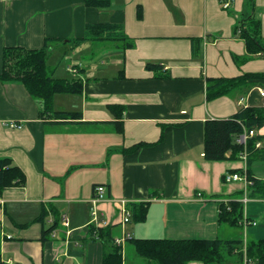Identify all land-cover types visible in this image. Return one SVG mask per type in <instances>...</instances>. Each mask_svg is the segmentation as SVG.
<instances>
[{"label":"crops","instance_id":"1","mask_svg":"<svg viewBox=\"0 0 264 264\" xmlns=\"http://www.w3.org/2000/svg\"><path fill=\"white\" fill-rule=\"evenodd\" d=\"M249 13L260 18L264 36V0H236L232 10L219 0H113L104 9L84 0H0V72L6 47L48 44L55 75L83 83L81 93L54 99L55 110L80 118L58 121L41 116L42 102L21 81L0 79V158H11L27 178L0 196L6 264H102L114 238L125 233L131 239L243 238L244 250L248 240L264 239V197L252 196L245 180L226 181L246 171L247 160L204 155L207 119L264 106V81L215 98L207 92L210 78L264 72V55L236 61L247 55L236 27ZM99 23L115 25L134 46L96 39ZM63 56L66 68L59 70ZM257 133L264 135V127ZM257 164L264 168V160L252 163L264 180ZM98 185L106 187L97 207L106 220L100 228L111 229L113 241L93 231ZM232 200L245 207L238 226L219 221L221 204ZM125 211L130 219L123 223ZM131 239L121 246L124 264H157L132 250ZM224 264L248 262L232 253Z\"/></svg>","mask_w":264,"mask_h":264},{"label":"trees","instance_id":"2","mask_svg":"<svg viewBox=\"0 0 264 264\" xmlns=\"http://www.w3.org/2000/svg\"><path fill=\"white\" fill-rule=\"evenodd\" d=\"M84 1L89 7L104 9L110 7L113 0ZM138 16L142 17V7L138 9ZM95 27L96 39L127 40L125 47L134 46V41L123 32V34L119 33V29L113 24L99 23ZM261 29V20L254 13L246 14L239 20L236 31L245 40L247 55L242 58L236 57L237 62L264 55V36ZM48 58V44L39 49H27L22 46L6 47L0 79L21 81L29 93L42 102L41 116L54 117L58 121L79 119V112L55 110L54 99L57 94L81 93L82 79L56 76L57 67L50 65ZM148 66L153 67V64L149 63ZM263 81L264 72H247L236 77L210 78L207 86L208 98L227 95L235 90L247 91L262 84ZM110 107L113 110L114 106ZM117 126L119 130L123 129L121 122H117ZM262 127H264V106H243L230 117L207 119L204 123L205 158L218 161L242 158L245 145L238 141L239 136L245 132V129L259 131ZM257 142H261V146L257 147ZM246 149L247 170L241 173L246 174L250 181L251 195L264 197V180L256 177L252 172V163L256 160H264V135L256 133L255 136L250 137ZM26 179L23 169L11 158H0V196L5 189L15 186L23 187ZM244 209V203L241 200L222 203L219 221L238 226L243 221ZM57 224L58 222H55L47 232ZM110 230L100 227L93 229L94 233H99V236L109 235V239L112 240ZM130 242L139 256L157 264H187L191 260H201L204 264H224L232 253H238L241 260H246L248 264H264V239L248 240L246 250H244L243 238H132ZM0 264H6L1 255ZM102 264H124L121 247L116 245L106 252Z\"/></svg>","mask_w":264,"mask_h":264},{"label":"built area","instance_id":"3","mask_svg":"<svg viewBox=\"0 0 264 264\" xmlns=\"http://www.w3.org/2000/svg\"><path fill=\"white\" fill-rule=\"evenodd\" d=\"M223 9L225 10H232L233 9V6L236 2V0H219ZM260 92H261V95L264 97V89H260ZM263 104H264V101H263ZM10 126L12 127H20L21 125L12 121L9 123ZM257 133V130L255 129H252L250 131L246 130L245 129V132L242 133L239 138H238V141L242 144L245 145V150L242 154V159L244 160H247V157H248V152H247V149H246V145H247V141L250 137H253L255 136ZM261 142H257L256 146L259 147L261 146ZM231 180H245L248 184L250 183L249 179L247 178V175L244 174H239V173H235V174H229L226 176V181H231ZM105 191H106V187L104 185H98L95 187V194H94V197L92 199V207H91V214H92V220L93 222L96 223V225L98 227H101L103 226L105 223H106V220L101 217L99 211H98V203L102 200V198L104 197V194H105ZM62 219V223L65 225V226H69V219L68 217L66 216H63L61 217ZM130 219V212L128 211H125V214L123 216V223H126L128 222ZM131 239V236L129 233H125L119 237H115L114 238V243L121 247L124 245V243Z\"/></svg>","mask_w":264,"mask_h":264},{"label":"rangeland","instance_id":"4","mask_svg":"<svg viewBox=\"0 0 264 264\" xmlns=\"http://www.w3.org/2000/svg\"><path fill=\"white\" fill-rule=\"evenodd\" d=\"M56 58H57V57H56ZM58 65H59V70H62V69L65 70V68H66V57H65V56H63V57L61 58V60L58 61ZM53 66H54V65H53ZM256 166H257V168H259V170L261 169V167H259V166H261V165L257 164ZM261 170L264 171V168H262ZM235 232H238V231H235ZM233 235H234V234H233ZM130 248H132V250H135L133 245H130ZM140 257H141V256H140ZM141 258H143V257H141Z\"/></svg>","mask_w":264,"mask_h":264}]
</instances>
